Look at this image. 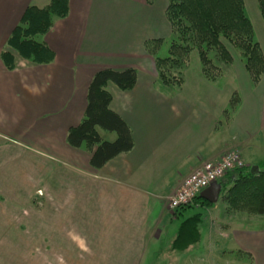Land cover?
<instances>
[{
  "label": "crops",
  "instance_id": "obj_1",
  "mask_svg": "<svg viewBox=\"0 0 264 264\" xmlns=\"http://www.w3.org/2000/svg\"><path fill=\"white\" fill-rule=\"evenodd\" d=\"M89 1L68 0L67 16L45 33L54 59L44 64L6 45L30 3L20 13H0V264H193L171 241L177 220L204 208L170 212L165 198L194 167L227 149H237L243 165L264 160V70L256 83L241 76L233 91L219 78L208 81L199 64L194 73L187 67L174 89L157 79L143 44L161 38L166 1L157 7V0H139L133 39L127 6L90 13ZM3 50L14 57L13 69L4 65ZM104 67L136 69L131 89L106 84L109 107L129 126L133 146L94 168L90 152L69 146L66 133L81 120L90 79ZM233 92L236 105L225 114ZM226 210L220 198L204 209L210 230L200 235L199 254L223 236L226 246L254 258L258 237L242 241Z\"/></svg>",
  "mask_w": 264,
  "mask_h": 264
},
{
  "label": "trees",
  "instance_id": "obj_2",
  "mask_svg": "<svg viewBox=\"0 0 264 264\" xmlns=\"http://www.w3.org/2000/svg\"><path fill=\"white\" fill-rule=\"evenodd\" d=\"M166 1L164 13L171 30L167 54L164 57L156 55L161 38L144 42L145 50L154 57L155 71L162 83L175 88L182 85L188 55L193 49L197 50L203 76L213 81L218 62H232L225 41L239 50L244 70L253 83L258 82L264 70V57L251 22L244 12L243 0ZM257 5L264 21V0H257ZM68 8V0H49L43 7L26 6L18 24L8 35L6 45L13 48L20 57L34 63L51 62L54 59L53 50L34 37L48 32L54 18L66 17ZM1 59L6 68H14V57L8 51L1 52ZM136 74L133 67L98 69L88 84L86 107L81 120L67 130V144L88 150L90 165L94 168L101 167L112 157L129 151L133 146L129 126L109 107L111 94L106 84L111 82L121 90H129L136 82ZM228 106L226 113L234 107L232 99ZM97 128L114 132L115 138L111 141L103 140ZM257 166V171L251 173V166L242 165L227 171L217 180L221 185L220 197L229 212H245L264 217V160ZM194 205L206 210L213 203L197 194L192 203L176 208L174 213L180 208ZM204 209L199 208L182 218L171 241L172 250L184 253L199 242Z\"/></svg>",
  "mask_w": 264,
  "mask_h": 264
},
{
  "label": "rangeland",
  "instance_id": "obj_3",
  "mask_svg": "<svg viewBox=\"0 0 264 264\" xmlns=\"http://www.w3.org/2000/svg\"><path fill=\"white\" fill-rule=\"evenodd\" d=\"M152 1L148 2V0H146L147 3H152ZM161 1L162 0H157L158 2L157 7L160 5L159 3H161ZM165 1L166 0H163L162 2H165ZM43 2L44 0H0V13H16V11H19L20 13L26 4L30 3L29 5L36 6V4L41 5ZM89 2L91 5L90 13L109 12L110 10H112L111 6L114 3H116L119 8H124L127 6L130 10L129 13H131L130 21L132 22L129 35L133 39L135 35L140 32L139 28H137L136 27L137 25L135 24L137 21L140 20L141 13H143L141 2L139 0H126L120 3L113 2L111 0H91ZM166 4H167V1H166ZM243 4H244V12L246 13L247 17L249 18L251 22L254 36L256 40L258 41L262 54H264V21L259 12L257 0H243ZM164 17H165V13H164ZM55 20L56 18L53 19V23ZM166 23H167V26L163 25V33L161 35V41L156 50V55L159 57H164L167 54L169 42L171 39L170 24L168 23V21ZM167 30L168 32H170L169 35H166ZM47 36L48 34H40V35H36L34 39L37 41L44 42L46 41ZM153 39H156V38L146 39L145 41L153 40ZM56 43H59V41H56ZM225 44L228 47L232 55V62L228 64H223L222 62L219 63L217 60L218 70H216L215 78L213 80H215L216 78H219L218 81L220 82L223 81L224 83H226V85L231 86L232 90L234 91V89L241 87L243 75H248V74L244 70L243 63L240 59L239 50H237V48L233 47L226 41H225ZM197 54H198L197 50L193 49L188 55V66L187 67H189L188 69L190 73L192 72L194 73L195 70L198 69V65L200 64ZM185 73H186V69L184 70V74ZM200 73H202L201 66H200ZM157 79L162 83V81L158 77ZM171 87L175 89V87L173 86ZM237 98H238L237 93L233 92L230 97V100L231 99L233 100L234 106L236 105ZM228 107L226 108V110L228 109ZM233 108L234 107H232L230 111H232ZM225 114L227 113L225 112ZM98 130L103 131L105 133V135H103L104 136L103 138L105 139H108L111 141L115 138L114 132L104 130L102 128H98ZM36 184H38V186H41V189H43L42 180H39V181L36 180ZM219 198L221 199L220 196ZM193 212L190 211L187 214H191ZM226 212H229V211L226 210ZM231 213H232V216H230L229 219H231L233 223L239 224L238 226L240 227V229H238V231H240V233H236V234L242 236L241 237L242 241L246 242V240L249 239L250 236L252 238L254 236L255 238L258 237L257 243L256 244L253 243L254 251L252 255L254 256V258H252V256L249 255L248 253L238 250L236 246L230 245V244L229 245L232 246L231 248H236V249H234L232 252H225V253L220 252L219 251L220 248L222 249L225 248L231 251L230 246L229 245L226 246V244H228L227 242L228 238H225L223 236L222 238H215L211 240L208 243V245H206V250L203 249L204 252L201 254H199L202 251V247H203V242H200L201 240L197 242V244L193 245L190 249L185 251V253H182V254L185 255L187 253H190L187 256V258L188 260H191V261L193 260L192 261L193 264H264V217L258 214H249L245 212H241V213L236 212V213L241 214L238 216L233 215L235 212H231ZM206 216L208 215L206 212H204L203 221H202V224L200 225V235L201 236H202V231H205L206 228L209 226V221L207 219L205 220ZM180 221L181 219L179 221L177 220L176 225H179ZM209 230H210V227H208L207 232ZM230 233L231 234H230L229 240L232 239L233 237V232H230ZM216 241H219V242L216 243ZM176 255H178L177 258L179 257V259L181 260L180 256L182 255L181 254H176Z\"/></svg>",
  "mask_w": 264,
  "mask_h": 264
},
{
  "label": "built area",
  "instance_id": "obj_4",
  "mask_svg": "<svg viewBox=\"0 0 264 264\" xmlns=\"http://www.w3.org/2000/svg\"><path fill=\"white\" fill-rule=\"evenodd\" d=\"M243 165L237 149L225 150L215 160H205L186 175L178 187L165 198L168 211L190 204L195 195L210 183L217 181L227 171Z\"/></svg>",
  "mask_w": 264,
  "mask_h": 264
},
{
  "label": "water",
  "instance_id": "obj_5",
  "mask_svg": "<svg viewBox=\"0 0 264 264\" xmlns=\"http://www.w3.org/2000/svg\"><path fill=\"white\" fill-rule=\"evenodd\" d=\"M257 169V165H252L250 168V172L253 173L257 171ZM220 192L221 185L217 181H214L210 183L207 187L203 188L198 195L209 203H215L219 198Z\"/></svg>",
  "mask_w": 264,
  "mask_h": 264
}]
</instances>
